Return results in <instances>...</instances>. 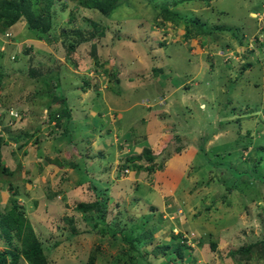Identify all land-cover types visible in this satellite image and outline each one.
<instances>
[{
    "label": "rangeland",
    "instance_id": "1",
    "mask_svg": "<svg viewBox=\"0 0 264 264\" xmlns=\"http://www.w3.org/2000/svg\"><path fill=\"white\" fill-rule=\"evenodd\" d=\"M27 1L35 16L45 17L49 0ZM172 2L121 0L109 15L100 16L76 0H53L48 9L56 23L55 53L43 56L40 49L35 56V47L20 40L29 46L22 51L24 64L4 66L0 60V106L3 104L7 113H0V130L11 136L42 125L35 127L34 135L24 145L19 146L26 139L22 135L2 152L1 165L9 172L0 171V214L13 203L18 205L50 264H88L89 255L94 256L92 264H264V258L244 262L228 254L245 243L259 240L255 246L258 250L264 244V0H183L173 7ZM165 5L173 9L172 14L162 10ZM182 16L197 18L206 30L224 28L197 35L191 30L185 39ZM164 17H175L177 22ZM98 18L106 27L103 35L86 36L92 31L90 22L98 24ZM19 24L27 29L23 20ZM0 38L6 48L8 42L1 33ZM94 41L103 49L101 58L108 63H115L114 55L120 57V65L108 69L114 84L110 81L102 87V73L97 70L101 61H95L97 54L91 45ZM69 43L74 44V50L67 49ZM58 51L61 56L67 51L66 63L70 66L57 62ZM29 66L39 69L34 78H27ZM71 67L78 72L70 71ZM123 67L139 72L130 84L123 77ZM41 74L47 75L36 81ZM193 74L197 94L181 92L186 96L178 104L179 93L171 92L173 81H185ZM89 77L98 80L94 89L99 95L93 103H79L80 89L76 85ZM50 88L52 92H48ZM104 93L109 100L116 102L114 98L119 97L122 101L108 105ZM190 94L200 100L187 104L185 99L191 98ZM52 96L64 97L73 118L67 133L59 140L56 136L58 142L46 134L53 122L46 124L40 116L43 109L51 112ZM156 96L166 101L170 96L177 99L178 105L173 103L166 116L174 117L172 121L179 124L163 126L168 143L157 156L177 153L180 148L188 158L200 154L201 165L189 166L188 161L191 169L185 174L190 179L185 184L183 181L184 189L178 196L174 193L178 189L165 196L158 192L162 190V173L153 181L152 174L148 177L132 167L123 174L119 166L131 165L123 154L117 156L116 165H110L115 146L102 149L104 157L92 148L103 146L105 139L113 141L112 130L143 135L145 123L140 125L137 120L145 119V108L142 103L127 105L144 97L157 102ZM8 107L21 113L20 121L18 117L11 119ZM109 108L114 111L105 113ZM89 113L92 124L98 125L96 129L90 124ZM111 116L121 125L108 126L111 131L106 132L101 120H110ZM39 132L41 139L34 142ZM117 138L120 142L121 136ZM67 144L68 150L75 147L70 152L74 166L60 179L59 171L47 162L51 158L66 161ZM85 148L86 156L80 157L78 150ZM88 157L95 158L92 170L106 165L105 173L96 177L97 173L82 171L89 167L85 163ZM102 197L106 198L103 210L83 213L75 209L78 202ZM142 231L144 236L132 243L134 248L125 241ZM187 232L197 240L187 245L190 251L178 247L182 244L178 234ZM2 247L4 239L0 236V250Z\"/></svg>",
    "mask_w": 264,
    "mask_h": 264
},
{
    "label": "trees",
    "instance_id": "2",
    "mask_svg": "<svg viewBox=\"0 0 264 264\" xmlns=\"http://www.w3.org/2000/svg\"><path fill=\"white\" fill-rule=\"evenodd\" d=\"M53 0H49L47 6L45 4L44 10H47L45 12V17L41 18L40 16H35L29 9L28 1L27 0H0V33H3L5 28H7L10 25H13L15 23H20L22 20L27 25V29L37 37L40 38H49V36H55L54 29L56 28V23L51 20L53 18V12L48 9V6ZM78 4L83 7L86 10H92L96 12L100 16H107L109 15L119 4L121 0H76ZM183 0H173V5H176ZM185 1V0H184ZM206 2V0H203ZM163 11L166 13H173V9L168 7V5L163 6ZM249 13V12H248ZM165 20L174 21L177 22L175 17H164ZM98 24L91 21L90 25L92 28V31L89 35L86 34L88 37H101L104 33L103 30H105V26L103 25V21L101 18H98ZM185 23V31L183 34V37L187 39L189 37V32L192 30V35H197L198 33H205L209 34L213 30H222L224 27L214 26L212 29L206 30L204 29V23L198 20L195 17H185L182 16V19ZM190 24L191 28H189L187 25ZM257 39L258 37H254ZM88 40V38L86 39ZM95 46L94 42L91 44ZM67 49L74 50V44L69 43ZM2 51H0L1 53ZM67 54V51H66ZM14 57V56H13ZM11 57V59H13ZM94 57V56H93ZM95 61L98 63L100 60L101 63L99 64L97 70L99 69L102 71V58L101 56L95 55ZM115 63L113 62L112 67L116 68V65H120L117 62L116 56L113 57ZM111 67V70H112ZM29 71L26 72L27 78H34L38 72V67H28ZM155 68L151 66V71L155 73ZM103 72H107L103 70ZM106 73V74H107ZM1 79L2 76L0 74V86H1ZM103 80V79H102ZM107 81H103V85H106ZM88 84V81H87ZM84 88V87H83ZM1 103V100H0ZM52 103H55L58 106L54 109L49 110L46 109L44 113L41 115V119L44 120L47 124H49L51 121L53 122L52 126L46 131V134H51L53 137V140L57 141L60 139V136L62 134L67 133V131L70 128V125L73 126V118L70 115V109L66 105L64 101V97H61L58 99L56 96H52ZM3 104L0 106V111L3 109ZM23 117V116H21ZM61 120L63 123H61ZM40 125H35V127H39ZM34 127V130H26L22 134L13 132L11 136L7 135V132L0 130V171L1 172H9L8 167L1 165V157L2 152L7 146V144L10 141H13L16 143L19 141V139L22 137V135H25L26 139H24L20 145H24L27 141V138L31 135H34V132L36 131ZM58 131V132H57ZM55 132V133H53ZM40 132L37 136L34 138V142H38L40 140ZM46 138L44 134H42ZM58 137V140L56 138ZM70 137L67 136V142H70ZM67 148L68 152V159L66 160V163H70V165H74V162L70 159V151L73 150L75 147H70L68 150V144L65 146ZM131 161V165L129 167H132L135 171H143L146 173V176H150L151 172L155 169H158L161 166V163L155 164L153 161V155L151 153V150L145 146L141 147V150L139 153L132 155L131 158H129ZM53 162L57 165H60L58 160L56 158L51 159L48 161V163ZM127 165V164H122ZM41 169V167L39 168ZM237 173V172H236ZM232 176V175H231ZM229 176H226L228 178ZM224 182H227L228 179H223ZM105 197H102L100 200H92L90 202H78L75 205V209L77 211L88 213L90 210H103L104 204H105ZM72 221V219H70ZM96 223V222H94ZM72 233L75 232V228H71ZM0 236L4 239V247L0 250V264H18L19 261L24 262L25 264H50L47 260V257L45 255L44 249L42 247V244L40 240L35 235V232L33 231L32 226L30 225L29 221L27 220L25 214L23 213V210L20 209L18 205L13 203L4 213L0 214ZM144 236V232L142 231L138 236L128 239L125 241H128V243L134 248L133 244L134 241H140L142 237ZM180 236V239L182 238V234H178V237ZM177 237V238H178ZM193 240H196V237L193 238ZM259 240L255 242L245 243L244 245L237 247L235 249L229 250L228 254L230 256H236L238 261H241L240 259H243L242 261L247 262L250 259H258V258H264V244L261 250H258L255 248V246L258 245ZM263 241V240H262ZM197 242V240H196ZM182 244H179L178 247H184L186 249H189V246L187 244H183L185 242H180ZM215 244L211 245V248L214 249ZM179 249V248H178ZM179 255V254H178ZM23 259V260H21ZM94 259L93 255L88 256V264H92ZM228 259V257H226Z\"/></svg>",
    "mask_w": 264,
    "mask_h": 264
},
{
    "label": "crops",
    "instance_id": "3",
    "mask_svg": "<svg viewBox=\"0 0 264 264\" xmlns=\"http://www.w3.org/2000/svg\"><path fill=\"white\" fill-rule=\"evenodd\" d=\"M5 29H7L9 31V33H11L12 35L10 34V36H11L10 37V41L6 44V48H4V51H2L0 53V60L3 62L2 65H4V66L5 65H11V64L13 66H19V65L24 64L23 63L24 53H22V51H25L30 45H33L35 47V49H34L35 56H36V53L40 49L43 51V52H41L43 56H47V55H50L52 53H55V51L57 50L56 37H54V36H49L48 39L47 38L37 37L36 35H33L28 29H26L23 26H21L19 23H15L13 25H10V26H8ZM20 40H22V41H24L26 43H29V46L25 47L23 44H21ZM94 44H95L96 54H97V56L100 57L101 56L100 50L102 48L98 47L96 45L95 41H94ZM49 47L52 48L53 52H49L50 51ZM21 48H23L24 50L21 49ZM115 53H117V52H115ZM63 54H62V56H63L62 57L61 56V52L58 51V53H56V59H57V62L61 61L62 64L64 66H66L65 65V64H67L66 63L67 59H66V56H65L66 53L64 52ZM10 57H13V59L8 60ZM116 59H117V62L120 64V62H121L120 57L116 56ZM102 60H103L102 61L103 62V66H102L101 69H103L105 71H108V69H111V67H112L111 64H113V61L108 63L105 59H102ZM90 61L92 62L93 58H91ZM51 62L52 61H50V64L48 66L51 65ZM106 63L109 65L108 67L105 66ZM2 65L0 63V66H2ZM68 66H70V65H68ZM119 67L121 68L122 66H119ZM84 68H87V66H85ZM89 68L90 67H88L87 69H89ZM71 70H73V72H78V70L73 68V67L70 68V71ZM81 70L82 69H80V71ZM103 70L101 71V73H102L101 78L103 79V81H107V83H105V84L107 85L108 82H110V81H111V84L112 83L114 84V81H112L110 79L111 78L110 74L107 73V72H106L107 73L106 74L105 72H103ZM122 72H123V77L125 78V81H126L127 84H130V81H132V79L139 74V72L137 70L132 69L131 71H129L125 67H123ZM56 74H58V71H56ZM46 75L47 74L39 75L38 77H36V81H38L39 79H41L42 77H44ZM78 75H81V74H78ZM93 75H94V72L90 76H93ZM193 77H194V74L189 76L185 81H178L177 79H175L173 81L174 87H172L171 92L179 93L178 94L179 95L178 96V104H180L181 103V99L184 96H186L185 94H182L181 92L186 93V94L189 93V92L190 93H194L195 92V94H197L196 90H197L198 83H196L195 80L192 79ZM152 78H154V77L152 76ZM198 79H199V77H198ZM87 81H88V84H87ZM120 81L121 80L117 81V83L115 82L116 83L115 85L119 84ZM97 84H98V80L96 78H93V79L90 78L89 80L84 79L81 85H76V86H78L77 88L80 89V96L78 98V102L79 103H83V102L93 103V102H95L96 99H97V96L99 95L98 93H95V89H96V85ZM115 85H113V86H115ZM182 85H184L183 90L180 88ZM136 86H138V85H136ZM178 86H180V87H178ZM190 86L193 89L192 91H189V87ZM102 87H105V85H103V82H102ZM48 92H52V89L50 88L48 90ZM104 97H105L104 100H106L105 103L107 102L108 105H110V103L117 105V104H119L122 101L121 98H119V97L114 98L116 102H114L113 100H109L107 98V96H106V93H104ZM156 97H157V102L154 101L153 99H147L146 100V98L144 97L140 102L137 101V99H133L131 101V103H129L127 105V106H130V105H134V104H138V103L141 104L142 103L143 107L145 108V110H146L145 119L141 117L139 120H137L138 123L140 122V125L145 123L143 127L146 130L143 133V135H141L140 133L138 134V132H136L135 135L133 136V135L130 134V132L123 133V129H116L117 133L114 132V130H112L113 141L110 142L108 139H105V144L104 145L102 144L103 146L99 145L100 148H98V149L95 148L94 146L92 148L95 149V153L97 155H99L101 157H104L105 154L103 153L102 149H104L105 147H109L111 145H112V147L115 146L114 147V152H113V155H114L113 156V160L110 162V165L112 163L116 165V163H115L116 162V158L120 154L125 155V159L127 161H130L129 158H131L132 155L137 154L139 152V149L141 150L142 146H145V147L149 148L151 150L152 155H153L154 163L155 164L161 163V166L158 169H155L154 171L151 172L152 177H153L152 181L154 180L155 176L160 178V174L161 173L164 176L163 177V181L159 182V183H161L162 190L158 191V192H160V193L162 192L163 196H165V195H168V193H170V191L174 192L175 189L176 190L178 189L177 193L174 192L176 194V196H178V193L180 191L183 192V189H184L183 188V181H184V184H185L190 179L189 178L187 180V177H186L187 174H185L187 170L191 169V168L187 167L188 161H189V164H190L189 166H191V165L192 166L193 165L194 166L195 165H201L200 161L198 160L200 154H199V152H197L195 158L191 157L192 158L191 159V158H188V156H186V154L184 152L185 150L180 148L181 151H179L177 149V151H176L177 153H171V154H167V155L160 156V157L157 156V153L159 151H161L164 148V146L168 143V142H166L167 137L164 136L163 126H165V128H166L167 125H171L172 123H175V125H176L178 123L175 122V121H172L173 119H175L174 117L166 116V115H169V110L171 108H173L172 104L173 103L177 104V102H176L177 99L173 98L172 96H170L169 98H165V99H167V101H166V100H162L160 98V96H156ZM199 100H200L199 97L192 96V95H191V98H186L185 99L187 104L190 103V102H197ZM159 101H160V103H159ZM166 103H168V104H166ZM155 105L158 106V108H154L153 106H155ZM57 106H58V104L56 105V104L51 102V108L53 107L52 110H54ZM200 106H203V105H200ZM110 110H111V108L107 109L105 113H110ZM43 111L45 112L46 109H43ZM94 112H95L94 110L91 111V113H94ZM99 112H100V110H99ZM97 114H99V113H97ZM40 116H41V114H40ZM89 117H90L89 118L90 124L92 125L93 128L96 129L98 125L92 124V122H91V120L93 118L92 114L89 113ZM99 117L101 118V114H99ZM101 122H102L103 126H101V125H99V126H101L104 129L107 128L106 132H109V130H110L108 128V126L121 125L120 121L114 116H111L110 120H101ZM107 123H109V124H107ZM41 126L42 125H40L39 127H41ZM34 127L35 126H33L32 128H34ZM113 132L116 133L117 137H119V135L121 136V140L119 139L120 142H118V138L117 137H114V133ZM177 133H179V132H177ZM100 135H101V133H100ZM190 139H185V140H190ZM112 142H114V145L112 144ZM124 145H125V148H124ZM85 150H86V148L78 150V153L80 154V157L83 155V153H85ZM65 152H66L65 153L66 154V159H68L69 155H68L67 150ZM83 156H86V155H83ZM51 159H53V158H51ZM94 159L95 158L88 157L87 162L85 161V163L87 165H89V167L86 168V169H83L82 171H84L86 173L90 172L91 174L97 173L96 177H100L101 174L105 173L106 165H103L102 168L100 166L98 169L92 170L90 168V165L93 162L92 160H94ZM58 162H59L60 165H57V164H55L53 162H50V163L47 162V164H51L52 167H55L56 171L57 170L59 171L57 173H60L59 178L62 179L67 174V170L71 169V167L74 166V165H70V163L68 164V163H66V161H62V160H58ZM201 163H202V161H201ZM110 167L111 166H109V168ZM119 167L122 168L121 169L122 172H123L124 169H126L127 170L126 173H128V168H127V167H129L128 165H126V166L125 165H120ZM119 167H118V169H119ZM175 167H176V169H175ZM103 168H104V170H103ZM100 172H102V173H100ZM114 175H115V173H114ZM145 175H146V173H145ZM118 176H121V175L118 174ZM145 182H147V181H145ZM149 186L151 187L152 185L149 184ZM180 196H181V194H180ZM161 200H162L161 203H163L164 201H163L162 197H161ZM187 250L190 251L189 249H187Z\"/></svg>",
    "mask_w": 264,
    "mask_h": 264
},
{
    "label": "clouds",
    "instance_id": "4",
    "mask_svg": "<svg viewBox=\"0 0 264 264\" xmlns=\"http://www.w3.org/2000/svg\"><path fill=\"white\" fill-rule=\"evenodd\" d=\"M251 14H253L254 12H250ZM249 13V14H250ZM263 13H264V11H263ZM263 13H261V16H263L264 14ZM4 31H7L8 33H9V31L7 30V29H5ZM3 31V32H4ZM2 34V33H1ZM10 33H9V37L8 38H6V42H9L10 41ZM4 44H3V49L2 50H0V51H4ZM95 71V70H94ZM8 108H10L9 110H8V113H9V115H10V117H11V119L13 118L14 119V117H18V119H19V121L21 120L20 118H22L21 116V113L18 111V110H13V108L12 107H8ZM4 109V110H3ZM1 111H0V113H5V114H7L6 113V109L5 108H3ZM20 113V114H19ZM14 114H16V115H14ZM11 121V120H10ZM52 122V121H51ZM127 172V170L126 169H124L123 170V173H126Z\"/></svg>",
    "mask_w": 264,
    "mask_h": 264
},
{
    "label": "built area",
    "instance_id": "5",
    "mask_svg": "<svg viewBox=\"0 0 264 264\" xmlns=\"http://www.w3.org/2000/svg\"><path fill=\"white\" fill-rule=\"evenodd\" d=\"M2 37H4V39H6V38H8L9 37V33L7 32V31H4L3 33H2ZM3 43H4V40H2L1 38H0V50H2L3 49ZM14 115H16V114H14ZM192 237H195L193 234H189V232H187V233H183L182 234V238L180 239V242H185V244H187V245H189L190 244V241H192Z\"/></svg>",
    "mask_w": 264,
    "mask_h": 264
}]
</instances>
